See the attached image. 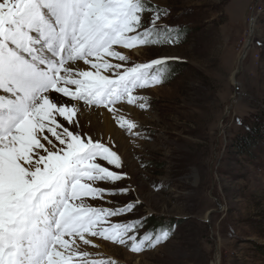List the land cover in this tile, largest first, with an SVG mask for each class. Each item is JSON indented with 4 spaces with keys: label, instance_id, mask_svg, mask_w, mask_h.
<instances>
[{
    "label": "snow or ice",
    "instance_id": "snow-or-ice-1",
    "mask_svg": "<svg viewBox=\"0 0 264 264\" xmlns=\"http://www.w3.org/2000/svg\"><path fill=\"white\" fill-rule=\"evenodd\" d=\"M169 15L151 0H0V264H116L81 244L140 253L170 238L174 225L147 227L139 195L107 199L134 192L116 186L128 178L119 141L81 124L105 116L142 135L129 115L149 107L137 90L180 58L137 63L123 50L180 43Z\"/></svg>",
    "mask_w": 264,
    "mask_h": 264
},
{
    "label": "rangeland",
    "instance_id": "rangeland-1",
    "mask_svg": "<svg viewBox=\"0 0 264 264\" xmlns=\"http://www.w3.org/2000/svg\"><path fill=\"white\" fill-rule=\"evenodd\" d=\"M151 3L170 12L164 23L178 26L181 42L123 51L137 63L180 60L169 62L162 84L137 90L149 101L129 113L142 135L129 137L112 123L128 173L116 186L134 192L107 199L139 195L148 228L175 227L166 242L140 253L95 237L96 247L81 248L116 264H264V148L251 157L234 149L264 112V47L256 44L264 40V0Z\"/></svg>",
    "mask_w": 264,
    "mask_h": 264
},
{
    "label": "trees",
    "instance_id": "trees-1",
    "mask_svg": "<svg viewBox=\"0 0 264 264\" xmlns=\"http://www.w3.org/2000/svg\"><path fill=\"white\" fill-rule=\"evenodd\" d=\"M264 148V112L257 117L255 122L245 131L240 134L235 140L234 149L236 153L244 154L249 157L253 156L256 151H261ZM154 227V224H152Z\"/></svg>",
    "mask_w": 264,
    "mask_h": 264
},
{
    "label": "bare ground",
    "instance_id": "bare-ground-1",
    "mask_svg": "<svg viewBox=\"0 0 264 264\" xmlns=\"http://www.w3.org/2000/svg\"><path fill=\"white\" fill-rule=\"evenodd\" d=\"M251 26H252V22H251ZM101 111L106 113V110H101ZM129 113H131L133 116L136 115V111L134 110V108H131ZM108 120H110V117L108 119H105V116H98V115H92L91 120H89L88 115L86 114L81 118V124L83 125L85 122L88 121L89 122L88 125H90L89 127L93 129L95 127H98L95 125L96 122L100 123L103 131V138L107 140L109 135L114 136L113 125L112 123H109ZM85 129L89 130L88 127Z\"/></svg>",
    "mask_w": 264,
    "mask_h": 264
}]
</instances>
